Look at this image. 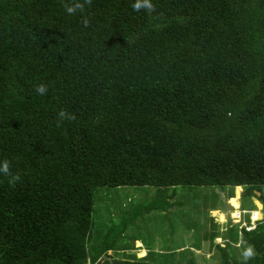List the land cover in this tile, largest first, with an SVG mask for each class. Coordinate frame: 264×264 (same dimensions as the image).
<instances>
[{"label":"trees","instance_id":"obj_1","mask_svg":"<svg viewBox=\"0 0 264 264\" xmlns=\"http://www.w3.org/2000/svg\"><path fill=\"white\" fill-rule=\"evenodd\" d=\"M134 3L0 0V162L20 176L0 174V264H153L91 241L98 187H246L264 207V0ZM238 231L220 264H245L238 244L264 264V215Z\"/></svg>","mask_w":264,"mask_h":264},{"label":"rangeland","instance_id":"obj_2","mask_svg":"<svg viewBox=\"0 0 264 264\" xmlns=\"http://www.w3.org/2000/svg\"><path fill=\"white\" fill-rule=\"evenodd\" d=\"M158 194L151 186L95 189L91 241L100 244L105 234L116 238L106 255L109 261L135 254L148 255L153 264H220L215 246H225L222 237L229 242L238 230L249 225L253 230L263 220L258 192L246 187L177 186ZM235 194L238 204L227 201ZM245 248L238 244L230 256L242 260Z\"/></svg>","mask_w":264,"mask_h":264},{"label":"clouds","instance_id":"obj_3","mask_svg":"<svg viewBox=\"0 0 264 264\" xmlns=\"http://www.w3.org/2000/svg\"><path fill=\"white\" fill-rule=\"evenodd\" d=\"M86 2L91 3V0H86ZM82 7H83L82 5L79 4L76 5V8H82ZM76 8L67 7L66 11L69 14H72L75 12ZM132 8L136 12H140L142 10L147 12L155 11V5L152 3V0H135V3L132 4ZM87 23H88L87 20H85V25H87ZM36 91L40 95H44L47 92V86L43 84L38 85ZM58 115L61 121H63L64 119H69V120L75 119L74 115L67 114L65 110H61L58 113ZM0 174L10 177L8 183L13 186L20 180L19 175L12 174L11 165L8 160H4L0 162ZM256 254H257L256 250L253 246L246 247L242 252V257L245 264H247V261H249L250 259L255 258Z\"/></svg>","mask_w":264,"mask_h":264},{"label":"crops","instance_id":"obj_4","mask_svg":"<svg viewBox=\"0 0 264 264\" xmlns=\"http://www.w3.org/2000/svg\"><path fill=\"white\" fill-rule=\"evenodd\" d=\"M236 188H238V187H236ZM240 188V187H239ZM235 189V188H234ZM233 199H235L236 200V203L238 204V199H239V195L238 196H236V194L233 196V197H228V199H227V201H229V200H233ZM255 204H256V206L258 207V208H260L261 207V204L260 203H258L257 202V200H255ZM254 212H256V211H254ZM254 212H252V213H254ZM214 213H216V212H214ZM220 217H222L221 215H220ZM223 239H222V242L224 243V244H226L227 242V239H228V237L227 238H224V236L222 237ZM217 239H219V238H216L215 240H217ZM137 243H139L138 241H136ZM140 244V243H139ZM237 246V245H236ZM209 251H210V248L208 249ZM184 250H179V253L181 252H183ZM194 252H198V251H194ZM190 253H193V251H191ZM217 253H218V251H217ZM145 256V255H144ZM143 256V257H144Z\"/></svg>","mask_w":264,"mask_h":264},{"label":"built area","instance_id":"obj_5","mask_svg":"<svg viewBox=\"0 0 264 264\" xmlns=\"http://www.w3.org/2000/svg\"><path fill=\"white\" fill-rule=\"evenodd\" d=\"M251 219H252V216H251ZM255 222H257V220H256V221H254L253 223H255ZM249 226H250V225H249ZM249 226L245 228L247 232H249V231H251V230H252V229H251V227H249Z\"/></svg>","mask_w":264,"mask_h":264},{"label":"water","instance_id":"obj_6","mask_svg":"<svg viewBox=\"0 0 264 264\" xmlns=\"http://www.w3.org/2000/svg\"><path fill=\"white\" fill-rule=\"evenodd\" d=\"M258 195H259V193H258Z\"/></svg>","mask_w":264,"mask_h":264}]
</instances>
